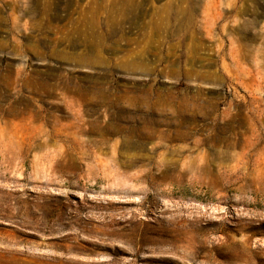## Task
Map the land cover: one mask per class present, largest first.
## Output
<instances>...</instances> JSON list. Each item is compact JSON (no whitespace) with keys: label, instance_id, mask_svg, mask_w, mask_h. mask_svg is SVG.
<instances>
[{"label":"rangeland","instance_id":"obj_1","mask_svg":"<svg viewBox=\"0 0 264 264\" xmlns=\"http://www.w3.org/2000/svg\"><path fill=\"white\" fill-rule=\"evenodd\" d=\"M0 264H264V0H0Z\"/></svg>","mask_w":264,"mask_h":264},{"label":"bare ground","instance_id":"obj_2","mask_svg":"<svg viewBox=\"0 0 264 264\" xmlns=\"http://www.w3.org/2000/svg\"><path fill=\"white\" fill-rule=\"evenodd\" d=\"M178 137L181 138V135H179ZM234 145H238V142L236 144H230V146H234ZM222 154L223 152L220 153V155ZM190 163H191L190 172H192L194 175H196L198 178H200L203 181L205 179H208L213 174V170L211 169L212 162L207 156L200 155L197 157H193ZM176 165H177L176 163L171 162V161H167L165 164V166H169L171 169H174Z\"/></svg>","mask_w":264,"mask_h":264}]
</instances>
